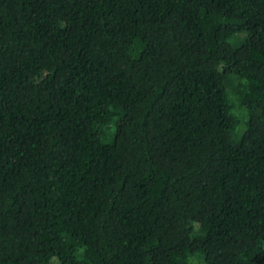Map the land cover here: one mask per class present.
<instances>
[{
    "label": "trees",
    "instance_id": "trees-1",
    "mask_svg": "<svg viewBox=\"0 0 264 264\" xmlns=\"http://www.w3.org/2000/svg\"><path fill=\"white\" fill-rule=\"evenodd\" d=\"M0 264H264V0H0Z\"/></svg>",
    "mask_w": 264,
    "mask_h": 264
}]
</instances>
